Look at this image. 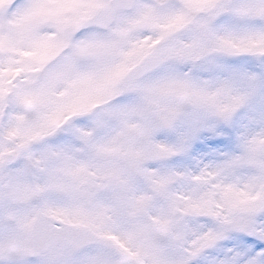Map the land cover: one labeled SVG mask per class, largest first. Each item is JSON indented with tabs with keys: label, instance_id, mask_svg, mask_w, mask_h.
Instances as JSON below:
<instances>
[{
	"label": "snow or ice",
	"instance_id": "snow-or-ice-1",
	"mask_svg": "<svg viewBox=\"0 0 264 264\" xmlns=\"http://www.w3.org/2000/svg\"><path fill=\"white\" fill-rule=\"evenodd\" d=\"M0 264H264V0H0Z\"/></svg>",
	"mask_w": 264,
	"mask_h": 264
}]
</instances>
